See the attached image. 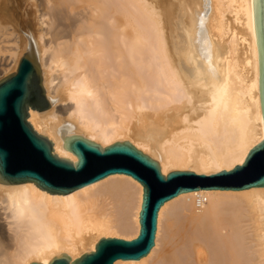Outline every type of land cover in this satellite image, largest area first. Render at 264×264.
I'll return each mask as SVG.
<instances>
[{"label": "bare ground", "instance_id": "bare-ground-1", "mask_svg": "<svg viewBox=\"0 0 264 264\" xmlns=\"http://www.w3.org/2000/svg\"><path fill=\"white\" fill-rule=\"evenodd\" d=\"M175 1L0 0V71L13 57L17 68L24 35L49 103L45 111L29 110L28 122L58 158L76 162L63 148L64 131V137L78 135L101 147L127 141L164 175L212 174L242 164L264 138L252 0ZM198 198L204 200L199 207ZM179 199L185 201L180 208L167 212L168 218L178 213V227L173 217L166 225L177 229V238L185 237L178 234L184 227L188 236L199 235V245L210 241L204 244L210 251L204 249L215 258L208 257L211 264H264V188L176 197L158 213L149 254L114 264H145L159 245L168 206ZM141 200V185L124 175L66 195L31 182L0 183V264H48L61 254L73 261L100 238L131 240ZM169 229L166 243H176ZM188 236L186 245L195 241ZM198 243L189 246L199 259ZM171 252L169 258L159 254L158 262L179 263Z\"/></svg>", "mask_w": 264, "mask_h": 264}, {"label": "water", "instance_id": "water-1", "mask_svg": "<svg viewBox=\"0 0 264 264\" xmlns=\"http://www.w3.org/2000/svg\"><path fill=\"white\" fill-rule=\"evenodd\" d=\"M252 10L264 126V0H252ZM28 42L29 51L23 54L15 72L0 79V183L31 182L46 193L66 195L108 176L124 175L142 187L139 230L135 238L103 237L93 251L73 261L61 254L48 264L139 261L154 247L158 213L165 203L199 190L264 188V138L248 151L242 164L212 174L175 170L164 175L155 160L127 141L101 147L78 135L64 137V131H60L63 148L76 157V162L58 158L52 143L37 134L28 122L29 110L41 112L49 108L34 49L29 39Z\"/></svg>", "mask_w": 264, "mask_h": 264}, {"label": "rangeland", "instance_id": "rangeland-1", "mask_svg": "<svg viewBox=\"0 0 264 264\" xmlns=\"http://www.w3.org/2000/svg\"><path fill=\"white\" fill-rule=\"evenodd\" d=\"M168 1L173 3V0H168ZM174 1H175V0H174ZM207 3H208L207 1H205V3H202V6H203L202 8H203V11H205V16H208V14H209V4H207ZM204 5H205V7H204ZM173 6H174V7H173V8H174L173 10L176 11V10H177V9H176V8H177V3H176V1L174 2V5H173ZM206 7H207V8H206ZM176 12H177V11H176ZM176 12H175V13H176ZM177 14H178V12H177ZM23 38H25L24 35H22V39H23ZM22 39H21V41L19 42L20 45H19V43L17 44V45L20 46V47H18L20 50H19V49L17 50V51H20V53H17V55H19V57H20V54L23 55L24 53L27 52V51L25 50L26 47L24 48V46H23ZM24 45H26V43H24ZM16 47H17V46H16ZM17 51H16V52H17ZM25 51H26V52H25ZM16 52H15V53H16ZM22 55H21V56H22ZM12 57H13V56H12ZM13 58H14V57H13ZM13 58H10V62H9L10 64H8V66L4 67V68L0 71V79H2V78H4V77H6V76H8V75H10V74H12V73L15 72V70H16V66H12V64H13V61H12V60H13ZM5 68H6V69H5ZM182 201H184V200H183V199H179V200L173 202L172 204H170V205L168 206V210L165 212V215H164V217L162 218L163 220H162V223H161V224H163L164 227L162 226V227H163V228H162V230H163L162 235H161V233H160V238H161V239H160V241H159V245H158V247H157V250L154 252V254H153L149 259H147V260L145 261V264H152V263L155 262V260H156V263H157V264H158V263H159V264H163V263H164V264H168L169 262H168V263H165V261H163V262L159 261V262H158L157 259H158V256H160L159 254H161V253H163V252H167V253H165L164 255L168 256L167 258H169V254H170L171 251H172V252H171L172 255H170V257H171V258L174 257L175 259L178 257L177 259H178V261H180V262H181V260L184 258L185 260H184V259H183V260L188 264V262H190V261L194 258V259H193L194 261H192L193 264L196 263L195 261H199L200 259H201L200 261H201L202 263H200V261H199V262L196 263V264H205V263H206V264H211V263H210V260L213 258V256H211V255H213V254L210 255V253H209L208 251H206L207 249L210 251V249H209L210 246H209L208 248L205 247V245L208 244V243H210V241H207V240H206L208 243H204V240H205V239H204V237H201V242L203 241V243H204L205 245H204L203 243H201V244H203V246H202V245H199V244H200V243H198V242L200 241V238H198L199 235H198V236L195 235V237H196L199 241L196 240L195 238H192L190 235H189V236H190V237H189L187 234H190L191 232L189 233L190 230H188V229L186 228L187 230H185V233H186V234H185V233H184V229H185L184 227H181V228L179 227V229H180V230H183V231H180V230L178 229V230L180 231V233H179V231H178V234H181V232H182V234H184L185 237L183 238V235H182L181 238L178 237V238L180 239V240H178V238H177V236H176V235H177V229L175 230V229L173 228V229H174V230H173V229H169V228H167L168 226L166 227L167 223L169 222V220H167V219H170V221H174V220H172V219H175V218H176V219L178 220V218H179V216H177V215H178L177 212H176L177 215H176V214H173L174 216L170 215L171 218L173 217L172 219H171L170 217L168 218V214H167V212L170 213V211L172 210V213H175L174 211H175L176 209H174V208H177V207L180 208ZM184 202H185V201H184ZM179 208H178V209H179ZM169 210H170V211H169ZM179 210H180V209H179ZM179 210H177V211L179 212ZM166 215H167V218L165 217ZM176 216H177V217H176ZM176 219H175L174 222H177ZM176 225H177V226H175V228L178 227V222H177ZM168 229H169L170 232H172V233H171V234H172L171 236H172V237L175 236V238L173 237V239H176V241L178 240L176 243H171V242H174L175 240H173V241L171 240L169 243H166V242H168L169 239H170V238H169L168 241L165 240V237H166L165 234H166V233L168 234L167 238L170 237V235H169L170 233H168ZM166 231H167V232H166ZM175 231H176V232H175ZM187 231H188V232H187ZM225 231H226V230H225ZM173 232H174L176 235L173 234ZM223 232H224V231H222V234L224 235L227 231L224 232V233H223ZM191 235L194 237V234H191ZM227 235H228V233H227ZM179 236H180V235H179ZM187 236L189 237V239H190V238L193 239V240L195 239V241H194L195 243H194V242H191V243L188 242V241H193V240H189V239H188V240H187V242H188L187 244H189V243H190V244H197V243H198L199 251L201 252V254H200V258H199V259L196 258L193 249L189 246L190 244H189V245H186V242L183 240V239H187V238H186ZM172 237H171V238H172ZM167 238H166V239H167ZM202 239H203V240H202ZM182 240H183V241H182ZM181 241H182V242H181ZM196 241H197V242H196ZM206 241H205V242H206ZM183 242H185V243L183 244ZM181 243L183 244V246L185 245V246H187L188 248H190V249H188L189 252H190V250L192 249V250H191V253H188V254H187L188 256H189L190 254L192 255V256H189V257H190V261H186V259L189 258V257L185 258L187 255H186V256H183V255H185L183 252L187 253L188 251H187L186 248H185L186 251H182V250H185V249H182V248H184V247H181V246H182ZM180 245H181V246H180ZM210 245H211V243H210ZM191 246H192V245H191ZM204 247L207 248V249L205 250ZM200 248H201V249H200ZM211 248H212V246H211ZM211 250H214V249H211ZM173 251H174V252H173ZM192 251H193V253H192ZM175 252L178 253V256H176L177 254H176ZM180 252L183 253L182 257H181V253H180ZM204 252H205V253H204ZM207 252L209 253V256H208ZM211 252H212V251H211ZM174 253H175V254H174ZM212 253H213V252H212ZM174 255H175V256H174ZM201 255H202V256H201ZM206 255H207V256H206ZM172 256H173V257H172ZM210 256H211L212 258H211ZM180 257L182 258L181 260H180ZM191 257H193V258H191ZM208 257L210 258V260H209ZM205 258H206V260H207V258H208L209 262H208V261L205 262ZM196 259H197V260H196ZM213 259H214V262H215V258H213ZM160 260H161V259H160ZM167 260H168V259H167ZM183 260H182V261H183ZM176 261H177V260H175V262H176ZM211 261H213V260H211ZM160 262H161V263H160ZM180 262H179V263H180ZM214 262H212V263L214 264ZM179 263H177V264H179ZM186 263H183V262H182V264H186ZM190 263H191V262H190ZM190 263H189V264H190ZM171 264H172V263H171ZM173 264H175V263H173Z\"/></svg>", "mask_w": 264, "mask_h": 264}, {"label": "built area", "instance_id": "built-area-1", "mask_svg": "<svg viewBox=\"0 0 264 264\" xmlns=\"http://www.w3.org/2000/svg\"><path fill=\"white\" fill-rule=\"evenodd\" d=\"M202 203H204L203 198H198V199H197V205H198V207H199Z\"/></svg>", "mask_w": 264, "mask_h": 264}]
</instances>
